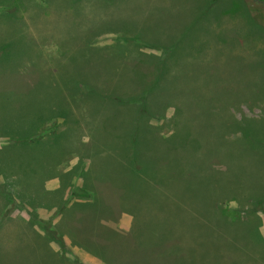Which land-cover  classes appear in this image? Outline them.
I'll use <instances>...</instances> for the list:
<instances>
[{
  "label": "rangeland",
  "instance_id": "374dc122",
  "mask_svg": "<svg viewBox=\"0 0 264 264\" xmlns=\"http://www.w3.org/2000/svg\"><path fill=\"white\" fill-rule=\"evenodd\" d=\"M177 236L264 264V0H0V264Z\"/></svg>",
  "mask_w": 264,
  "mask_h": 264
},
{
  "label": "crops",
  "instance_id": "0c3cea01",
  "mask_svg": "<svg viewBox=\"0 0 264 264\" xmlns=\"http://www.w3.org/2000/svg\"><path fill=\"white\" fill-rule=\"evenodd\" d=\"M177 238L178 240L175 241L174 245L169 247L167 246L173 241V238H171V241H155L154 245H140V243H137L139 250H142V247H147L145 245L150 246L151 249H145L149 251V254H142V251L137 250L134 253L141 257L138 260L136 258L131 260L128 264H263L260 262L234 261L230 258L219 260L215 258L208 246L193 245L192 241L183 240L182 237L178 236ZM163 244L164 247L161 246ZM98 253H95V255L101 257L102 254ZM146 257L147 259H145Z\"/></svg>",
  "mask_w": 264,
  "mask_h": 264
},
{
  "label": "trees",
  "instance_id": "16d2710c",
  "mask_svg": "<svg viewBox=\"0 0 264 264\" xmlns=\"http://www.w3.org/2000/svg\"><path fill=\"white\" fill-rule=\"evenodd\" d=\"M155 81H156V83L160 84V81L158 78ZM142 105H143L142 107L144 108V110L147 109L145 106L146 104H142ZM125 139L127 142V146L131 148V152H132L129 156L126 157L128 166L130 168L132 167L131 168V175L139 177L141 174H143V176L140 179H135V181H133V183L139 182V184H137V185H143L145 187L144 189L143 188L140 189V193L142 195V198L146 199V197H145L146 193L144 194V192H146L147 190H148V194L149 193L153 194L152 192L158 191L162 195V197L160 195L159 202L167 201V198L163 196L162 192H164L165 189H167L165 187V185H166V182H168V181L165 182V179H161V177H160V179H159V177L158 178H151L147 175L148 172L153 173L154 168L151 166L150 163H155L158 160L157 159H150V156L147 155L146 153H144L141 156V154H139L137 151V148L139 149L140 147H142L144 145V143L147 141V139L144 141L140 140L139 126L131 128L129 134L125 137ZM123 164H125L127 166L126 162H124V161H123ZM128 166H127V168H128ZM155 173L159 174V172H157V171ZM156 183H158L159 188L156 187V188L152 189L153 186H151V185L156 184ZM128 189L129 188H126V192L123 194L122 198L125 199L126 195L129 194ZM155 198L158 199L157 196H155ZM168 233H170V232H168ZM152 234H153L152 236L155 237V233L152 232ZM166 240H167V238L164 241H166Z\"/></svg>",
  "mask_w": 264,
  "mask_h": 264
}]
</instances>
